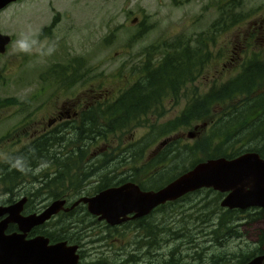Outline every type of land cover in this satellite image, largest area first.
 <instances>
[{
  "label": "rangeland",
  "instance_id": "374dc122",
  "mask_svg": "<svg viewBox=\"0 0 264 264\" xmlns=\"http://www.w3.org/2000/svg\"><path fill=\"white\" fill-rule=\"evenodd\" d=\"M217 3V0H20L0 10V33L11 38L0 54V101L7 99L15 104L0 106V162L29 144L32 136L44 128L47 119L67 109L64 103L75 107L79 102H89L91 97L95 100L107 97L108 101L116 98L139 80L135 68L142 66L150 47H159L158 52L161 53L163 49L170 50L183 44L193 49L207 42L209 58L194 71L196 76L192 82L180 87L176 96L169 93L162 106H158L161 110H156L157 115L154 111L147 114L141 126L123 128L115 136L106 135L110 142L98 141L95 146L82 148L85 153L80 163L86 165L91 158L102 157L100 165H107L117 156L119 149L137 141H150L140 159V166L152 159L154 149L162 141L177 140L179 147L196 142L207 126L206 121L159 137H155L151 131L156 133L161 126L178 117L190 98H198L210 87L234 77L240 63L247 57L253 54L261 61L264 59V0H239L234 11L238 13L236 23H240L228 26L226 22L224 28L220 25L211 28L218 17ZM29 27L41 33V39L47 37L55 43L56 51L51 56L16 52L15 40ZM201 40L205 42L198 43ZM153 57L156 62L160 55L157 57L155 52ZM64 67H73V74L79 80L71 83L70 72L66 71L68 79L61 82L58 76ZM25 100L28 107L22 112ZM230 104L213 107L211 116L217 118L228 112ZM73 106L69 109H73ZM59 148L53 147L54 150H61ZM112 148L116 150L110 153ZM72 150L78 151L76 147ZM202 155L197 154L196 159ZM133 160L128 159L127 165L114 162L105 174L124 178L127 171L134 169L135 163L130 164ZM188 164L184 162L183 167ZM43 171L52 172V168L39 166L34 172L40 175ZM30 175L36 174L31 172ZM104 177H88L90 181L83 186V191L88 192ZM14 182H0V203L24 196L33 206L47 205L52 201L51 198H42L45 191L43 186L38 188L35 184L30 187L32 180L28 176L20 183ZM73 186L76 188L78 184L74 183ZM60 193V190L54 192L55 195ZM64 196L69 203L77 198L67 194ZM199 197L191 195L188 197L190 199L187 198L182 205L186 213L181 218L175 215L172 220L165 221L157 214L152 222L151 234L132 225L105 229L101 233L100 226L103 224L86 216L79 205L72 219L76 223L91 222L88 227L71 225L74 233L86 232L78 245L82 253L79 264H88L99 257L95 264H151V261L155 264L154 260L157 259L164 262L166 252L170 250L188 264H207L206 259L210 254L222 250L233 254L242 251L250 255L254 247L250 244L254 241L253 236L257 230L264 233V224L245 225V221H239L241 226L236 231L240 236L230 238L224 248H219L220 244L208 242L206 234L209 222L203 223V217L189 211V207L201 206ZM163 223L169 224L170 231L177 232L181 237L168 239L160 249L152 247L149 254H144L145 236L168 237V233L164 236L161 234ZM62 226L65 225L56 223V228L61 229ZM50 231L54 232L51 228ZM101 234L106 236L105 241L92 245L91 239ZM91 252H95V255L91 256ZM124 253L129 255L124 257ZM118 254L121 255L119 259L116 257ZM124 259L127 260L123 262Z\"/></svg>",
  "mask_w": 264,
  "mask_h": 264
},
{
  "label": "trees",
  "instance_id": "16d2710c",
  "mask_svg": "<svg viewBox=\"0 0 264 264\" xmlns=\"http://www.w3.org/2000/svg\"><path fill=\"white\" fill-rule=\"evenodd\" d=\"M217 2L218 17L211 28L217 25L224 28L226 22H228V26L240 23H236L238 13L234 11L239 4V0H217ZM211 41L212 38L209 39V42ZM202 42L205 41L201 40L198 43ZM206 47L207 42L199 44L193 49H188L187 45L183 44L172 47L170 50L163 49L161 53L158 52L159 47H150L149 53L147 52L144 57L142 66L135 68L139 80L134 81L115 99L110 100L111 103L94 108L93 119L89 121L88 130L85 132L86 138H82L78 133L77 144H80L84 139L97 138L103 141L107 134L114 136L123 128L141 126L147 114L153 111L157 115L156 110H159L162 101L167 98L169 93L176 96L180 87L194 80L196 76L194 71L199 69L198 66L209 58ZM155 52H157V57L160 55L156 62L153 57ZM237 70L238 72L234 77L217 86L210 87L207 92L198 98H190L186 108L179 116L161 126L156 133L151 131V134L159 137L175 133L180 129H187L197 122L206 121V128L193 144L179 147L177 146V140L171 142L169 140L162 146L156 147L152 159L140 166V159L149 147L150 141L147 143L137 141L132 145L119 149L116 159L109 160L111 162L107 165H100L99 161L102 157L98 159L91 158L86 165L82 164L80 160L83 154L61 144L62 147L59 148L61 151L55 150L58 153L54 154L48 152V147V153L45 156L46 163L41 161L44 149L42 144L46 138L40 136L21 149L12 152L7 159L5 158L0 162V182L1 184H10L12 181L20 183V180L28 176L32 180L30 187L35 186V184L38 188L43 186L45 190L42 194L43 199L51 198L52 201L66 199L64 194L75 196L78 199L126 182L135 184L140 190H156L190 169L197 162L206 159L219 157L230 159L246 152H252L260 158H264V59L261 61L258 56L252 54L240 63ZM66 71L70 72V78L73 80L71 83L79 80L73 74V67H64L58 76L61 82L68 79L65 76ZM259 89H262V91H259ZM9 103L15 105L12 100L6 99L0 101V106L3 107ZM224 103H231L228 112L213 118L211 116L212 108ZM199 153L203 155L196 159ZM18 158H20L19 164L17 163ZM134 158L135 160H133ZM128 159H132L133 161L130 164L135 163V166L133 170L130 169L126 172L124 178L115 175L108 177L105 174L114 162L127 165L129 163ZM184 162L189 163L187 167H183L185 166ZM46 165L52 168V174L43 171L39 175V172H34L39 169V166ZM165 167L168 168L164 170ZM181 167L183 168L177 173ZM17 168H22V170H17ZM31 172L36 175H30ZM99 175H104L105 179L99 180L88 192H84L83 186L90 181L88 177ZM16 182L14 183L16 184ZM74 183L78 184L76 188L73 186ZM56 190H60L61 193L55 195ZM82 193L83 196H81ZM191 195L200 196L201 206L189 207V211L203 217V223L209 222L207 224L209 230L206 234L209 237L208 242L214 241L220 244L219 248H224L229 239L233 237V211L218 207L221 195L211 189H200L188 193L175 201L158 206L149 215L139 220L111 228L116 229L117 227L132 225L134 228L139 227L142 232L148 231L151 234L152 222L157 214L165 221L172 220L175 215L181 218L182 214L186 213L185 207H182V205L190 199L188 197ZM24 197L27 200L29 199L27 196ZM209 204H212L213 207H206ZM0 205H3V203H0ZM82 210L86 216L92 218L84 207H82ZM69 213L60 216L61 223L65 226H62V233L60 238L57 239L66 240L68 244L76 243L79 245L86 232L84 230L76 233L77 236L70 234V230L73 229L71 225L77 224L88 227L91 226V222H85L86 224H83L84 221L76 223L72 219V213L68 215ZM106 227L108 226L101 225L100 232L110 229ZM162 229L161 234L163 236L168 233V237H165V239L154 235L144 237V254H149L152 247H156L157 250L160 249V246L166 244L168 239L177 240L181 237L177 232L170 231L167 223L162 224ZM99 237L104 239L105 235L101 234ZM159 240H161L160 243H155ZM134 245L136 244L134 243ZM166 253V260L164 262L159 259L154 260L155 264H188L181 257H176L171 250ZM80 254L82 256V253ZM251 255L252 253L250 255L248 253L233 254V252L222 250L210 254L206 261L207 264H233V258L235 257L237 259L236 264H243ZM151 264H153V261H151Z\"/></svg>",
  "mask_w": 264,
  "mask_h": 264
},
{
  "label": "water",
  "instance_id": "95a60500",
  "mask_svg": "<svg viewBox=\"0 0 264 264\" xmlns=\"http://www.w3.org/2000/svg\"><path fill=\"white\" fill-rule=\"evenodd\" d=\"M13 0H0V9ZM9 43V37L0 33V54ZM162 141L158 146H162ZM200 189H211L224 194L219 205L222 208H264V158L252 152L236 157L206 159L179 174L156 190H140L133 183L108 187L91 196L79 197L66 209L64 200L52 201L37 216H19L25 202L0 206V264H76L75 245L64 242L49 244L46 238L36 236L26 239L25 233L55 214L59 209L67 212L78 204L85 211L109 226H117L131 219L142 218L158 206L172 202ZM14 223L17 232L5 234L7 223ZM263 256H257L245 264H261Z\"/></svg>",
  "mask_w": 264,
  "mask_h": 264
},
{
  "label": "flooded vegetation",
  "instance_id": "af4514ba",
  "mask_svg": "<svg viewBox=\"0 0 264 264\" xmlns=\"http://www.w3.org/2000/svg\"><path fill=\"white\" fill-rule=\"evenodd\" d=\"M19 1L20 0H13V1L9 2L8 4H6L0 10L5 9L7 6L12 5V4L19 2ZM10 40H11V38L9 36V42H10ZM6 46H5V48H6ZM78 100H76L75 102H78ZM108 100H109V98H107V97H105L104 99H100V100H95L94 97H91L89 102H87V103L79 102L78 104H76L75 107L71 104L64 103V104H66L65 108H67V109H64L63 111L57 113L55 115V117H52L51 119H47L44 128H42L40 130V132H37L35 135H33L32 139L30 140V142H31L35 138L40 137V136H43L44 138H46V140L42 144L44 149L42 151V155H41L42 160L41 161L46 162L45 156L48 152L50 154L58 153L57 151H55L53 149V147L59 148V146L61 144L68 146L70 149L73 147H76V150H78V151H76L77 153L80 152L81 154H84L85 150L82 148H85L87 146L90 148L91 146H95V144L98 141H102L100 139H96V141H94L93 139H89V140L84 139L85 142L82 141L80 144H77L76 138L78 137V133L80 134V136L82 138H86L85 132L88 130L87 127L90 124L89 121L93 119L94 108L97 106L102 107L106 103H111ZM23 104H24V107L21 108L22 112H24L26 110V108L28 107L27 100H25ZM71 106H73L74 108L69 109V107H71ZM114 136H115V134H114ZM72 140H75V141H72ZM102 142H110V140L105 138ZM48 147H49V151L47 152ZM115 150H116V148L110 149V153L115 151ZM48 173L52 174V172H48ZM219 194L221 195V197H220V200L218 202V207H220L219 203H220L221 199L224 197V194H221V193H219ZM21 198H25V197H20V198L14 199L10 203H8L9 202L8 201L5 204L0 205V206L10 205L12 203H15L16 201H18ZM59 200H64V205L62 206L63 209L64 208L67 209L73 202L72 201L69 203L67 201V199H59ZM50 203H48L47 205L37 204V205L33 206L31 203L29 205L28 200L25 198V202L22 204V207L20 208V211L18 214L21 217H26V216H30V215L37 216L40 213H42L45 209H47L48 208L47 206ZM79 205L80 204H78L77 206H75L74 208H72L71 210H69L67 212H63V211H61V209H59L55 214L51 215L47 220H45L41 224L31 227L25 233L26 239H30V238H33L36 236H42L43 238H46L48 240L49 244L57 243V242H64L67 246L68 245H75L77 248V250L75 251V253L77 255V263L76 264H79L80 257H82V256L80 254V248H79L78 244H76V243L68 244V242L66 240L57 239V238H60L62 231L60 228H56V223L61 224V217H60L61 214H67L70 212V213H72L71 216L73 217L75 210ZM82 207H84V206H82ZM220 208L225 209V210H229V211H233V238H237L240 236L239 233L236 231V228L241 226V222L239 223V221H245L244 222L245 225L264 224V208H260V207H246L243 209H239V208L226 209V208H222V207H220ZM70 213L68 215H70ZM6 217H7L6 215H3L2 217H0V220L5 219ZM91 217L94 218L96 222L102 223L104 226H108L106 228L114 227V226H109V225L105 224L103 221L96 220V218L93 216H91ZM139 219L140 218L131 219V220H128L126 222H123L122 224L132 222V221H136ZM122 224H119L117 226H120ZM50 228L52 230H54V232L51 233ZM13 232H17V226L11 222L7 223L4 233L9 234V233H13ZM71 233L76 235V233H74L70 230V234ZM82 238H84V237H82ZM105 239H106V236L104 239H102V237L97 236V237L91 239L90 243L92 245H94V244L99 243V242H104ZM253 239H254L253 243H250L254 246L251 249V251H253L252 255L243 264H245L246 262H248L249 260H251L254 257L264 255V233L261 230H257L255 235L253 236ZM238 253L245 254L242 251H239ZM90 255L91 256L95 255V252H91ZM123 255L125 257L126 255H129V254L124 253ZM120 256H121L120 254L116 255V257L118 259ZM100 258L101 257H99L98 259H100ZM98 259H95V260L93 259L88 264H95L98 261ZM126 260L127 259H124L123 262ZM129 262H131V261H129ZM236 263H237V259L234 257L233 258V264H236ZM261 264H264V258L261 261Z\"/></svg>",
  "mask_w": 264,
  "mask_h": 264
},
{
  "label": "clouds",
  "instance_id": "9594fccd",
  "mask_svg": "<svg viewBox=\"0 0 264 264\" xmlns=\"http://www.w3.org/2000/svg\"><path fill=\"white\" fill-rule=\"evenodd\" d=\"M41 33L34 31L29 27L22 31L14 42V48L17 53L25 55L51 56L56 51V45L47 37L40 38ZM20 163V158L17 159ZM22 170V168H17Z\"/></svg>",
  "mask_w": 264,
  "mask_h": 264
}]
</instances>
